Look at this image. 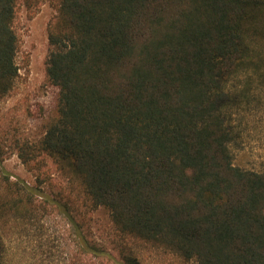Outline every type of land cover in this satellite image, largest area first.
<instances>
[{"label":"trees","instance_id":"1","mask_svg":"<svg viewBox=\"0 0 264 264\" xmlns=\"http://www.w3.org/2000/svg\"><path fill=\"white\" fill-rule=\"evenodd\" d=\"M41 1L0 0V98L18 75V6ZM47 38L55 117L19 157L48 156L85 206L105 209L111 248L69 201L19 181L0 190V222L29 218L40 197L71 224L83 264H142L144 248L264 264V169L233 162V116L250 100L228 86L240 70L264 78V0H59ZM5 251L0 233V264Z\"/></svg>","mask_w":264,"mask_h":264},{"label":"rangeland","instance_id":"2","mask_svg":"<svg viewBox=\"0 0 264 264\" xmlns=\"http://www.w3.org/2000/svg\"><path fill=\"white\" fill-rule=\"evenodd\" d=\"M58 3L59 0H42L30 9L18 6L14 25L19 36L18 75L11 92L0 98V190L19 181L40 188L50 198L69 201L75 220L80 226L85 223L88 238L109 250L111 223L107 211L85 206L76 192L69 191L68 178L48 156L42 154L28 166L19 157V153L29 151L24 149L27 143H36L43 137L55 117L57 88L46 78L45 61L49 50L48 24ZM228 86L248 94L250 100L245 114L236 112L233 116V121L240 119L241 124L240 140L231 145L233 162L262 170L264 78L253 72L246 79L244 70H240ZM35 201L38 210L29 218H19L10 225L0 222L6 246L5 264H83L77 236L65 215L40 197ZM140 260L142 264H190L175 253L146 248L140 251ZM108 263L112 264L105 258L98 262Z\"/></svg>","mask_w":264,"mask_h":264}]
</instances>
